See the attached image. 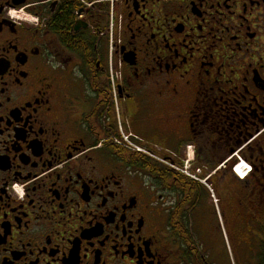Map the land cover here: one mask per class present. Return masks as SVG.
Here are the masks:
<instances>
[{"label":"flooded vegetation","instance_id":"obj_1","mask_svg":"<svg viewBox=\"0 0 264 264\" xmlns=\"http://www.w3.org/2000/svg\"><path fill=\"white\" fill-rule=\"evenodd\" d=\"M0 264H264V0H0Z\"/></svg>","mask_w":264,"mask_h":264},{"label":"trees","instance_id":"obj_2","mask_svg":"<svg viewBox=\"0 0 264 264\" xmlns=\"http://www.w3.org/2000/svg\"><path fill=\"white\" fill-rule=\"evenodd\" d=\"M121 150H122V153L125 155V158L128 160L130 164H134L137 167H140L142 169L158 167V164L156 163L153 164L151 159L143 155L127 153V151L123 148H121Z\"/></svg>","mask_w":264,"mask_h":264},{"label":"rangeland","instance_id":"obj_3","mask_svg":"<svg viewBox=\"0 0 264 264\" xmlns=\"http://www.w3.org/2000/svg\"><path fill=\"white\" fill-rule=\"evenodd\" d=\"M143 134H146L144 137H145V139H147V141H148V143L150 144V145H156V146H158V147H160V148H164L163 147V145L165 144V142H164V139L163 138H161L160 136H158V135H156V134H152L150 131H148V130H145L144 132H143ZM160 154V153H159Z\"/></svg>","mask_w":264,"mask_h":264},{"label":"built area","instance_id":"obj_4","mask_svg":"<svg viewBox=\"0 0 264 264\" xmlns=\"http://www.w3.org/2000/svg\"><path fill=\"white\" fill-rule=\"evenodd\" d=\"M115 79V75H113L111 73V80H112V83H113V80ZM121 143L128 149L130 150H136V151H142V149L137 145L135 144L133 141H132V136L128 135V134H125L123 135L122 139H121Z\"/></svg>","mask_w":264,"mask_h":264},{"label":"clouds","instance_id":"obj_5","mask_svg":"<svg viewBox=\"0 0 264 264\" xmlns=\"http://www.w3.org/2000/svg\"><path fill=\"white\" fill-rule=\"evenodd\" d=\"M12 15H13V16H15V15H16V13H15V12H12Z\"/></svg>","mask_w":264,"mask_h":264},{"label":"bare ground","instance_id":"obj_6","mask_svg":"<svg viewBox=\"0 0 264 264\" xmlns=\"http://www.w3.org/2000/svg\"><path fill=\"white\" fill-rule=\"evenodd\" d=\"M111 81V80H110ZM115 86V85H114Z\"/></svg>","mask_w":264,"mask_h":264}]
</instances>
